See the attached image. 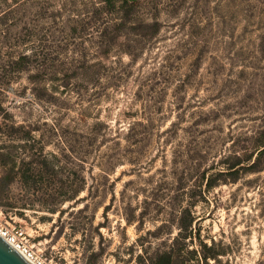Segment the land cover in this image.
<instances>
[{
	"label": "rangeland",
	"instance_id": "1",
	"mask_svg": "<svg viewBox=\"0 0 264 264\" xmlns=\"http://www.w3.org/2000/svg\"><path fill=\"white\" fill-rule=\"evenodd\" d=\"M109 7L0 0V222L52 264H264V0Z\"/></svg>",
	"mask_w": 264,
	"mask_h": 264
},
{
	"label": "built area",
	"instance_id": "2",
	"mask_svg": "<svg viewBox=\"0 0 264 264\" xmlns=\"http://www.w3.org/2000/svg\"><path fill=\"white\" fill-rule=\"evenodd\" d=\"M0 234L11 242L33 264H52L46 257H43L33 250L29 242V237L22 226H8L0 222Z\"/></svg>",
	"mask_w": 264,
	"mask_h": 264
},
{
	"label": "trees",
	"instance_id": "3",
	"mask_svg": "<svg viewBox=\"0 0 264 264\" xmlns=\"http://www.w3.org/2000/svg\"><path fill=\"white\" fill-rule=\"evenodd\" d=\"M120 1L122 3H125L127 6L131 7L134 5L136 0H104L105 4L110 6L109 9H114L113 8L114 4L116 2H120ZM25 58H26L25 55H21V60H24ZM19 126L21 127L23 125H19ZM65 142L70 146V139L65 138ZM69 148H71V147H69ZM69 150H71V149H69ZM84 154H86V153H84ZM54 156L57 157L56 155H54ZM61 156L66 157V154L62 151ZM68 198H73V196L72 195L65 196L62 198V200L68 199ZM173 254H174V252H173L172 248L168 249V250H164L161 253H159L158 257L155 258V260H154V262H152V264H175ZM182 254L183 253H181L179 255L181 257L178 258L179 259L178 262H180L181 264H186L188 262V260L185 257H182Z\"/></svg>",
	"mask_w": 264,
	"mask_h": 264
},
{
	"label": "water",
	"instance_id": "4",
	"mask_svg": "<svg viewBox=\"0 0 264 264\" xmlns=\"http://www.w3.org/2000/svg\"><path fill=\"white\" fill-rule=\"evenodd\" d=\"M0 264H33L0 234Z\"/></svg>",
	"mask_w": 264,
	"mask_h": 264
}]
</instances>
